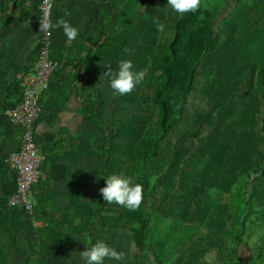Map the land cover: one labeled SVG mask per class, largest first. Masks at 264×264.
<instances>
[{
	"label": "rangeland",
	"instance_id": "374dc122",
	"mask_svg": "<svg viewBox=\"0 0 264 264\" xmlns=\"http://www.w3.org/2000/svg\"><path fill=\"white\" fill-rule=\"evenodd\" d=\"M200 5L207 34L203 47L196 51L189 38L176 46L175 73L192 74V86L180 120L154 143L157 153L144 173L135 147L144 143L151 152L153 139L163 134L151 93L161 80L154 65L168 55L157 46L171 38L173 22L166 18L167 0H116L120 10L105 39L104 73L118 71L127 59L134 72L146 70V76L126 95L114 94L105 75L92 87L84 80L79 88L89 105L83 185L88 191L78 200L87 240L78 249L64 240L52 264H85L79 252L98 240L126 255L104 264H158L149 248L161 264H240L232 254L239 236L251 254L249 263L264 264V104L251 90L264 67V0H201ZM9 101L0 100V111ZM111 175L143 185L138 215L104 202L99 189ZM38 225L40 231L45 227ZM139 239L144 253L136 248ZM44 256L33 263L45 264Z\"/></svg>",
	"mask_w": 264,
	"mask_h": 264
},
{
	"label": "crops",
	"instance_id": "0c3cea01",
	"mask_svg": "<svg viewBox=\"0 0 264 264\" xmlns=\"http://www.w3.org/2000/svg\"><path fill=\"white\" fill-rule=\"evenodd\" d=\"M110 1L111 5L106 0H55L53 24L63 18L79 35L69 42L62 27L53 28L51 56L57 71L49 89L40 96L42 113L34 131L40 175L30 190L35 213L28 218L22 209L6 205L15 182L5 161L19 149L22 129L11 125L5 113L17 103L18 96L19 101L24 81L33 72L40 0H0V100H10L0 111V264H35L33 260L39 261L43 255L45 264H52L64 240L75 249L87 240V236L82 237L79 215L83 205L78 200L88 191L83 185L90 150L89 105L79 88L84 87V80L92 87L94 80L104 78V43L120 10L119 6L115 9L116 0ZM108 16L112 18L106 20ZM41 222L45 225L42 231ZM38 234L42 241L37 240ZM45 238L50 239V245L43 244Z\"/></svg>",
	"mask_w": 264,
	"mask_h": 264
},
{
	"label": "built area",
	"instance_id": "2783aa9c",
	"mask_svg": "<svg viewBox=\"0 0 264 264\" xmlns=\"http://www.w3.org/2000/svg\"><path fill=\"white\" fill-rule=\"evenodd\" d=\"M55 0H40L36 25L39 31L40 22L46 12H52ZM53 28L39 31L38 50L32 74L24 81L20 100L6 111L8 122L22 129L19 149L11 152L6 158V165L14 173L15 188L6 201L7 207L22 209L28 218H32L35 207L29 199L31 187L40 175V154L35 143V123L42 113L40 96L46 92L57 71V63L51 56Z\"/></svg>",
	"mask_w": 264,
	"mask_h": 264
},
{
	"label": "trees",
	"instance_id": "16d2710c",
	"mask_svg": "<svg viewBox=\"0 0 264 264\" xmlns=\"http://www.w3.org/2000/svg\"><path fill=\"white\" fill-rule=\"evenodd\" d=\"M204 14V11L201 9V5L198 10L195 12L186 13L180 15L173 11L170 6H167L166 9V18L173 22L171 30V38L168 39V42H161L157 48L158 51L163 52L166 50L167 57L158 63H155L154 69L159 72L161 80L153 88L151 93V100L154 105L157 107L156 121L160 128L163 130V134L160 137H155L150 146L151 152H146L145 144H140L135 147V155L140 158L139 161L143 162V172L148 168L147 164L150 157L155 156L157 153L156 146L154 143L160 139L162 136L167 133L172 126H174L181 118L183 112V106L187 99V95L193 83V75L189 76L181 75L179 76L175 73L177 65V54L176 46L181 38L190 39L193 46L196 48V51H200L203 47V41L206 38V22H203L201 16ZM205 16V14L203 15ZM166 20V19H165ZM190 27V29H187ZM196 27V29H191ZM251 86H249L250 88ZM255 94H258L261 97V100L264 104V67L259 71L255 86L251 89ZM19 98V96H18ZM17 98V102H18ZM20 100V99H19ZM264 118V117H263ZM264 120V119H263ZM143 175H141L142 177ZM135 215H138V210L133 211ZM243 224V220H242ZM165 239H161L160 244L164 243ZM236 243L234 244L235 249L232 251L233 256H235L240 264H250L249 257L250 253L246 251L247 245L243 243L241 236L235 237L233 239ZM136 248L140 253H144L145 250L142 249V242L136 241ZM147 252L154 256V259L158 264H161L159 255L156 254V251L152 248L147 249ZM247 253L246 256H243V253Z\"/></svg>",
	"mask_w": 264,
	"mask_h": 264
},
{
	"label": "clouds",
	"instance_id": "9594fccd",
	"mask_svg": "<svg viewBox=\"0 0 264 264\" xmlns=\"http://www.w3.org/2000/svg\"><path fill=\"white\" fill-rule=\"evenodd\" d=\"M201 0H167V5L181 16L195 12L200 6ZM62 27L69 42L75 40L79 35L76 27L63 18L53 24L50 13L46 12L44 19L40 22L39 31H46L51 28ZM159 30H163V25H158ZM127 51V50H126ZM131 60H122L119 69L113 72L110 68L104 73L110 78V88L114 94L126 95L131 93L134 88L141 84L146 76V70L134 72ZM143 185L133 183L131 177L125 175H111L105 179V186L99 189L104 202L125 207L129 211H136L143 202ZM80 258L85 264H104L105 259L122 261L126 258L124 251H117L110 247L103 240H98L89 247L79 252Z\"/></svg>",
	"mask_w": 264,
	"mask_h": 264
}]
</instances>
